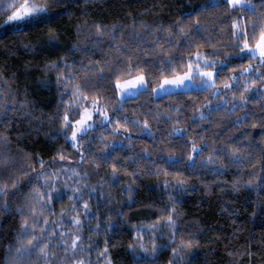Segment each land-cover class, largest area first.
<instances>
[{
	"label": "snow or ice",
	"instance_id": "obj_1",
	"mask_svg": "<svg viewBox=\"0 0 264 264\" xmlns=\"http://www.w3.org/2000/svg\"><path fill=\"white\" fill-rule=\"evenodd\" d=\"M79 2L82 15L87 16L89 7L95 6L98 0ZM3 4L4 0H0V6ZM124 7L128 8L127 5ZM168 7L165 0H154L151 7L137 11L140 16L159 15L153 9L163 11ZM60 8H67L66 0H10L0 13L3 19L0 29L18 37H28L33 30L44 32L42 41L38 39L33 43L29 39L24 43L21 39L19 46L25 54H32L37 51V45L43 43L44 48L54 54L44 61L40 82L44 87L54 86L58 100L55 109H37L28 99L27 87L23 98H19V91L12 88L16 73L6 77L0 66V244L6 253L5 264H37V261H43V264H92L94 248L98 264L100 260L104 264H115L111 249L122 242L133 255L149 253L144 238L158 235L156 224L132 225L127 241H112L106 234L111 228L110 217L102 214L98 207L90 210L89 200L82 194L84 189L90 188L87 183L83 187L78 183L85 179L81 175V165L90 155L84 144L93 139L104 145L103 150L97 149L93 153V158L112 165L113 179L117 183L124 175L133 181L125 185L129 201L133 199L135 182L141 183L142 177H157L152 182L161 184L164 189L174 182L181 193L189 191L191 183L181 174L187 167L185 161L199 160L207 152L205 159L209 162L225 155L235 171L224 172L223 165L216 167L214 179L201 182L204 194L219 192L223 195L229 191L238 193L241 189H255L257 207H264V160L260 153L253 154V144L264 148L260 144V140H264V111L253 110L256 105L264 109V86H261L264 85V0H205L200 10L187 16L181 14L169 23L138 20L128 9L126 14L132 17L131 24L119 20L110 24L93 22L87 35L82 36L88 23L85 19L84 24L73 26L76 39L70 41L52 27L58 19L54 13ZM65 14L69 18L72 16L71 12ZM225 35L231 38L234 51L220 57L221 49L217 45L224 44ZM3 44L4 40L0 38V45ZM97 54L99 59L92 58ZM80 56L84 58L80 59ZM233 56L239 57V62L229 59ZM225 64L228 67L222 69L221 65ZM24 67L27 71L30 62ZM35 67L40 68L39 65ZM189 82L201 86L198 94L189 95ZM209 89L212 95L225 99L215 105L209 99L201 105L203 93ZM161 93L168 97V105L163 111L160 103L154 109L150 108L151 118L137 108H133L131 114L127 112L126 105L130 100L147 97L145 103H149L158 97L163 99ZM171 97L184 99L173 101ZM111 99H117L118 104H110ZM193 104L197 106L190 116L192 123L185 127L181 114ZM239 108L245 112L236 118L235 126L242 128L247 123L252 127L245 129L244 139L218 145L220 133L215 131L218 123L213 122V113H229ZM57 120L62 128L56 131L61 135L45 133V142L51 149L47 158L43 152L35 150L25 149L19 157L11 154L9 146L13 136L20 141L40 135L41 129ZM161 121L172 127H164L161 131ZM158 131L161 133L159 139ZM89 133H95V136ZM145 134L151 138L152 147L134 151L133 145L137 141L133 139L134 135L146 141L142 139ZM109 135L113 139H107ZM153 148L159 151L154 152ZM177 148L188 149L175 157L179 163L169 164L163 160L164 154L172 160L170 153ZM66 149H71L76 157L73 158ZM245 152L249 154L245 155ZM153 157H159L160 162ZM257 160L261 162L256 164ZM249 165L253 166L251 170ZM92 167L98 171L97 165ZM117 167L122 172H117ZM47 168L52 171H46ZM229 175L231 179L227 178ZM253 177L257 178L253 180ZM91 191L96 189L92 188L88 196ZM69 198L75 204L62 208L60 219H55L57 206ZM168 198L173 203L164 209H156L167 217L163 226L168 229V237L163 244L164 251L153 240L150 255L156 259L152 264H181L185 257L177 251V246L191 251L207 247L201 243L202 239L222 238L218 233L209 237L212 228L208 226V231L195 240L191 236H181L178 240L176 197L169 195ZM68 209H72L70 215ZM221 211L234 215L227 208ZM251 215L255 217L256 213ZM161 218L160 215L155 217L157 221ZM101 228L106 230L103 237ZM101 238L102 247L94 244ZM258 243L264 244V239ZM250 247L241 246L236 252H228L229 256L240 257L230 264H240L244 255H255ZM166 252L171 255L161 260Z\"/></svg>",
	"mask_w": 264,
	"mask_h": 264
},
{
	"label": "trees",
	"instance_id": "obj_2",
	"mask_svg": "<svg viewBox=\"0 0 264 264\" xmlns=\"http://www.w3.org/2000/svg\"><path fill=\"white\" fill-rule=\"evenodd\" d=\"M9 2L10 0H4V4L0 6V13L4 12ZM66 2L67 8H60L54 13L58 19L53 23L52 27L55 28L62 37L70 41L76 39L73 26L78 23L84 24L85 19L88 23L82 31V36L87 35V29L93 22L110 24L119 20L124 24H131L132 17L126 14L128 9L136 14V19L138 20L143 19L149 23L160 21L169 23L173 18H178L181 14L187 16L190 12L200 10L205 0H165V2L169 4L168 8H165L163 11L159 8L153 9V12L159 13V15L150 13L143 16H140L137 10L143 11L144 8L151 7L154 0H98L95 6L89 7V15L87 16L82 15V5L79 0H66ZM124 5H127L128 8H125ZM67 12L72 13L71 18L65 14ZM7 14H10V11ZM216 15L219 14L217 13ZM2 22L3 19L0 18V23ZM44 31L46 32L47 30L45 29ZM0 38L4 40V44L0 45V66L3 67L6 77L11 76L13 72L16 73L17 79L12 84V88L19 91V98H23L24 89L27 87L29 92L28 99L33 101L37 109H55L57 103L55 87H44L40 82L43 76V72L40 69H42L44 61L54 54L47 51L43 43L38 44L37 51L32 54H25L24 49L19 46L21 39H23L24 43H27L29 39H31L33 43H36L38 39L42 41L44 39V32L33 30L28 37H18L12 34V32L3 29L0 31ZM85 43L87 42L85 41ZM11 52H15L16 54L10 55L9 53ZM79 58L83 59L84 57L80 56ZM92 58L99 59L100 56L97 54ZM149 59H151V57H149ZM233 61L239 62V57H236ZM26 62H30V67L27 71L24 67ZM35 65H39L40 68L38 69ZM188 91L189 95H196L200 92V88ZM161 97H163V99L158 97L149 103H145L147 97L141 98L140 100H130L126 107L130 109L137 108L138 111L150 117L149 109H154L157 103L167 107L169 102L168 97L166 95ZM176 99L184 98L176 97ZM139 105H143V107H138ZM185 115H188V113H185ZM159 128L163 131L164 125H159ZM41 131H43V129H41ZM160 134L161 133L158 131L156 134L157 139L160 138ZM13 138L15 137L13 136ZM133 139L139 140L135 135ZM142 139L146 140L149 144L152 143L151 138L147 137L146 134ZM21 146L29 151L35 150L43 152L45 158H47L48 154L51 152L43 135H33L26 139ZM154 159L160 162L159 157H154ZM196 175H201L207 180L214 178L213 176L204 175L203 173H197ZM227 178L231 179V176L229 175ZM196 189H198V191H191L185 199L184 208L186 211V218L190 219L193 216L199 218L203 225L206 227L211 226L212 231L208 233L209 237L215 236L218 233L222 238L219 240L202 239L201 243L206 244L207 247H201L195 250V264H230L231 261L239 260L240 257L229 256L227 253L236 252V250L241 249V246L248 247L249 245L251 246L250 251L255 253V255L251 257L244 255L243 259L240 260V264H264V244L258 243V241L264 239V207H257V193L241 191L238 195H233V193L229 191L221 195L219 192H215L216 194L212 197H207L204 195L198 183L196 184ZM155 195V185L148 179L142 180L139 193L136 197L137 200L148 202L149 199H154ZM262 198H264V194H262ZM221 207L227 208L229 212L235 214L229 216L228 212H221ZM252 212L256 213L255 217L251 215ZM233 221H235V224H233ZM121 227H123V225H121ZM234 233L235 236L233 235ZM109 238L112 240V237ZM116 239L127 241L129 239V232L125 230L124 236L120 237L119 230H117ZM5 243H7V241H5ZM99 243L102 247V238L99 240ZM225 245H227V248H225ZM111 251L115 264H129L123 244L116 248H112ZM170 255V252H166L161 257V260H165ZM2 257L3 253H0V258Z\"/></svg>",
	"mask_w": 264,
	"mask_h": 264
},
{
	"label": "clouds",
	"instance_id": "obj_3",
	"mask_svg": "<svg viewBox=\"0 0 264 264\" xmlns=\"http://www.w3.org/2000/svg\"><path fill=\"white\" fill-rule=\"evenodd\" d=\"M224 44L223 45H217L221 49L219 55L220 57H225V54L227 52H233L234 48L231 44V38L225 35L224 37ZM236 57H230L229 59H235ZM228 65H221V68H227ZM225 78H228L227 76ZM257 83H260L259 81ZM264 86V85H261ZM199 87H201L199 85ZM109 91H111L109 89ZM212 90L209 89L207 92L203 93V98L199 102L201 105L207 103V101L210 99L212 103L215 105L218 101H222L225 99L223 96H214L211 94ZM239 95V94H237ZM171 100L176 101V97H171ZM117 99H111L109 101L110 104L115 105L118 104ZM58 100L56 103L55 108L57 107ZM196 104H193L189 106L184 113L181 115L183 116V126H188L192 123L190 116L192 114L193 109L196 107ZM62 107V106H61ZM161 111L164 110V105L161 104ZM253 110H261L264 111V109H259L258 105L254 107ZM127 112L131 113L132 109L127 108ZM245 112V109L239 108L234 112L229 113H213V122L218 123V126L216 127L215 131L220 133L219 139H217L216 143L218 145H227L228 143H231L235 140L244 139V131L245 129H249L252 127V125L245 123L242 128H238L235 126V121L237 117H240ZM185 113H188V115H185ZM73 116H75V113H72ZM151 118V117H149ZM164 125L165 128H171V124H164L162 121L159 122ZM198 127V125H197ZM62 125L60 121H54L53 124L49 125L47 128H44L43 131L40 130V135H43L44 139L46 140L47 137L45 136V133H50L52 135H61L60 132L56 131L57 129H61ZM90 136H95L94 133H89ZM107 139L111 140L113 137L109 135ZM119 139V138H117ZM25 140L17 141L15 138H13L11 145L9 146V151L12 155L19 157V155L26 149L25 147H22L21 144L24 143ZM248 143V141H245ZM61 144H63V140L60 141ZM198 143H203V141H198ZM260 144L264 145V140H260ZM84 146L86 148H89L90 155L88 161L81 165V175L85 176L84 181H79L81 187L85 183H87L90 188L84 189V192L82 193L85 195L90 204V210L99 208L105 216L110 217V223L111 228L110 230H107L106 234L108 237H112V241L116 240H122V239H116V231L119 230L120 237H123L125 234V230L128 232L131 231L132 225H139L142 222L145 223H151L157 225V233L158 235L153 238H149L147 235L144 238V246L149 249V253L140 252L138 255H133L131 249L126 250L125 243H121L125 247V253L128 257L129 264H152V261L155 260V257H152L150 255L151 251V244L153 240H155L156 243L161 245V251H164L163 244L167 241L168 237V229L164 225L165 220L167 219L166 215H164L161 212H157L156 209H164L169 204L173 203V201L169 200V195L175 196V205L177 208L178 216V227L179 232L177 239L181 236L184 238H189L190 236L193 237L195 240L198 238L199 235H203L205 232L208 231V227L203 225L201 223V220L197 217H192L190 219L186 218V211L184 208L185 199L190 194L191 191H198L196 189V184L198 183L201 187L202 181H212L213 179L207 180L204 179L201 175H196L197 173H203L204 175L213 176L214 170L216 167L223 165L222 171L224 172H231L235 169L233 166L228 162L227 159H225V155H221L219 158H217L213 162H209L205 157L208 156V153L205 152L204 155L199 160H188L185 161L187 167L186 169L181 173L182 175H186L189 182L191 183V188L189 191L181 193V190L176 188L175 183L169 185L167 189H164L161 184L153 183L152 181L156 180L157 177L152 176L150 178L148 177H142V180L148 179L150 180L156 188V195L154 199H149L148 202H145L144 200H137V194L140 190V182H135L137 186H135L134 193H133V199L129 201L128 199V193L127 188L125 185L129 183H133L131 178L128 175H124L123 180H119L117 183L116 180L113 179V168L111 164H105L100 160L93 158V153L99 149L103 150L104 145H99L95 139H93L90 143H85ZM118 147H124V145H118ZM152 147L148 142L137 140L134 142L133 150L136 152H139L143 149H147ZM154 152H158V148L152 149ZM125 151H127V148H125ZM188 151V149H173L171 151V155L173 156L172 160H168V154L163 155V160H167L169 164L172 163H179L178 160L175 159V157L181 156L183 152ZM66 152L71 154L73 158L76 157V154L71 151V149H66ZM260 153L261 159L264 160V148L257 147L255 144H253V154ZM50 154V153H49ZM48 154V155H49ZM249 153L245 152V155H248ZM117 155H122V153H117ZM154 159V157H153ZM160 159V158H159ZM261 160L255 161L256 164H259ZM162 163V161H161ZM98 166V171L95 170L92 165ZM59 167V165H56ZM253 166L249 165V170H251ZM46 171H52V168H47ZM117 172H122V169L117 167ZM87 173V175H85ZM191 173V174H186ZM214 177V176H213ZM171 179V177H169ZM257 177H253V180H255ZM27 180V177L24 178ZM63 179V177H62ZM118 179V178H117ZM94 188L96 191H91V195L88 196L90 190ZM67 192L68 190L65 189ZM241 191H245L244 189H241ZM240 191V192H241ZM247 191L256 193L255 189H248ZM238 193H233V195H238ZM102 193V195H101ZM216 193L211 194H204L207 197H212ZM70 197V193H68ZM155 202V203H153ZM68 204H75V201H73L71 198L65 201L64 204L58 205L55 213V219H60L61 216V209L65 208ZM135 205V207H133ZM224 207H221V209ZM184 210L181 212V210ZM81 212L83 209L80 210ZM72 212V209H68V214L70 215ZM222 212V211H221ZM235 214V213H234ZM93 215H95V212H93ZM157 215H160L162 218L157 221L155 217ZM66 223V227L67 222ZM123 225V227H121ZM105 229H100V235L103 237L105 235ZM124 241V240H122ZM87 243V241H85ZM94 244H99V241H94ZM120 244V245H121ZM116 248V247H114ZM177 251L185 257V260L181 262V264H195V250H187L182 249L179 246H177ZM0 253H3V257L0 258V264H5L4 256L6 253L4 252L3 245L0 244ZM37 264H43V261H37ZM92 264H98L96 259V251L95 248L92 252ZM99 264H104L103 260L99 261Z\"/></svg>",
	"mask_w": 264,
	"mask_h": 264
},
{
	"label": "rangeland",
	"instance_id": "obj_4",
	"mask_svg": "<svg viewBox=\"0 0 264 264\" xmlns=\"http://www.w3.org/2000/svg\"><path fill=\"white\" fill-rule=\"evenodd\" d=\"M2 30H3V29H0V31H2ZM189 84L191 85V87L189 88V90L200 88L199 85H197V84H192L191 82H189ZM163 95H165V94H164V93H161V94H160V96H163Z\"/></svg>",
	"mask_w": 264,
	"mask_h": 264
}]
</instances>
